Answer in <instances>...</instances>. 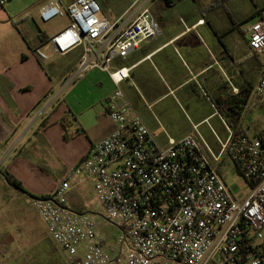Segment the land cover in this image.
<instances>
[{"label": "built area", "instance_id": "obj_1", "mask_svg": "<svg viewBox=\"0 0 264 264\" xmlns=\"http://www.w3.org/2000/svg\"><path fill=\"white\" fill-rule=\"evenodd\" d=\"M10 1L0 0V6ZM158 1L134 0L116 20L103 15L97 0H49L40 10L43 22L69 17L70 24L36 54L46 60L47 49L65 55L81 48L64 87L90 70L105 72L116 87L106 111L115 130L53 193L30 202L68 264H264V139L244 128L249 102L236 128L213 105L226 129L225 137L212 129L215 149L198 126L178 138L151 130L123 90L133 81L131 68L119 60L163 33L153 11ZM246 32L250 48L264 54V21ZM232 92L240 94L236 87ZM252 95L264 96V66ZM226 157L249 184L242 200L220 172ZM88 186L93 197L85 207L97 206L98 212L71 206L70 195ZM104 225L114 231L113 244L101 231Z\"/></svg>", "mask_w": 264, "mask_h": 264}, {"label": "crops", "instance_id": "obj_2", "mask_svg": "<svg viewBox=\"0 0 264 264\" xmlns=\"http://www.w3.org/2000/svg\"><path fill=\"white\" fill-rule=\"evenodd\" d=\"M48 2L11 0L0 6V264L19 257L24 197L31 198L11 187L4 173L20 181L29 194L48 196L81 164L93 145L115 130L106 111L116 87L105 72L97 69L91 75L97 84L110 87L109 94L87 109L94 114L84 117L88 111L75 113L61 101L65 81L83 54L81 48L65 55L48 52L46 60L36 54L50 37L70 24L68 17L67 25L49 35L40 18V10ZM130 6L112 20L123 16ZM154 10L163 33L119 60L131 68L133 83L125 85L134 89L146 108L145 115H140L149 128L178 138L198 126L216 149L212 129L218 132L212 120L219 121L225 136L226 129L213 105L227 112L226 103L251 92L244 128L248 133L254 130L253 136L264 130L262 116L253 110L257 106L262 110L264 96L252 95L264 54L250 48L246 32L254 23L264 21V0H178L168 9ZM200 20L205 22L198 25ZM233 87L240 94H233ZM133 105L137 109L138 104ZM26 149L32 158L23 157ZM74 197L80 199L81 194L70 195L71 206L86 211H81L86 208L81 199L79 205L71 202ZM59 260L65 262V256L60 254Z\"/></svg>", "mask_w": 264, "mask_h": 264}, {"label": "rangeland", "instance_id": "obj_3", "mask_svg": "<svg viewBox=\"0 0 264 264\" xmlns=\"http://www.w3.org/2000/svg\"><path fill=\"white\" fill-rule=\"evenodd\" d=\"M102 8V13L106 17L112 20V17L119 16L123 13L125 9L130 6L134 0H97ZM155 11V10H154ZM133 11L130 12V14ZM155 14V12H154ZM156 16V15H155ZM69 23L68 17H58L53 19L50 22L43 23L44 27L49 35H53L57 33L63 26ZM47 52H50L47 49ZM92 72H98V70L88 71L86 74L82 75L79 79L75 82L67 86L63 90V94L61 96V101L66 104L67 107L73 109L75 113H81L82 111H88L85 115L82 114L84 117H88L91 113L94 114L95 111L87 110L91 105H94V102L104 97L105 95L110 93V87L107 84H97L95 79L91 77V75L95 74ZM71 76V75H70ZM123 90L129 96L134 104H138L137 110L138 112L143 115V111L146 108H143L139 96L136 94L134 89L127 87V85H123ZM63 97V98H62ZM145 109V110H144ZM255 113H258L262 116V125L264 126V118L263 112L261 108L254 107L253 108ZM71 115V114H70ZM94 125V117L90 121V126ZM212 126L216 131L219 133L221 137H224L225 134L223 133V127L219 123L217 119L212 120ZM249 134L251 136L254 135V130H249ZM213 138V137H212ZM23 157L29 156L32 158L30 152L26 149L24 150ZM31 155V156H30ZM220 172L231 188L232 192L234 193L235 197L238 200L244 199L250 191L249 184L245 181V179L239 174L237 167L233 163V161L226 157L222 165L220 166ZM1 182V180H0ZM11 190V189H10ZM26 190V189H25ZM27 191V190H26ZM21 196V195H20ZM93 197V192L91 187H87L86 191L81 194L80 199L85 202L86 204L88 201L91 200ZM80 199L74 197L71 198V202L75 205L81 204ZM24 213H25V226H23V234H21V242L19 246L22 244V250L19 252V257H17L13 262L8 264H68L65 263L67 261H63V263L59 260V256L64 255L63 252L55 245L54 241L52 240L51 236L47 232V229L44 223L39 218L37 212L33 208L29 198L24 197ZM90 210L92 212H98L99 208L97 206L89 205L88 209L84 208V210ZM101 231L106 235L108 243L113 244L114 240V231L107 226H102ZM65 256V255H64ZM66 259V257H65Z\"/></svg>", "mask_w": 264, "mask_h": 264}, {"label": "trees", "instance_id": "obj_4", "mask_svg": "<svg viewBox=\"0 0 264 264\" xmlns=\"http://www.w3.org/2000/svg\"><path fill=\"white\" fill-rule=\"evenodd\" d=\"M176 1L178 0H159L156 5L155 9L160 8L161 10L168 9L172 7ZM250 93L248 92L244 95H240L239 99L232 100L229 102L230 104V109L227 112H222L221 109L218 108L219 112L224 115L226 118L229 126L236 128L239 122V118L244 110V105L248 103V99L250 97ZM262 139H264V130L260 131L258 134ZM4 178L6 179L7 183L11 186L14 187L25 194L29 195L30 197H36L31 194H29L25 188L23 187L22 183L18 181L14 176L9 174L8 172L4 173Z\"/></svg>", "mask_w": 264, "mask_h": 264}]
</instances>
